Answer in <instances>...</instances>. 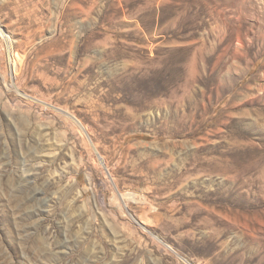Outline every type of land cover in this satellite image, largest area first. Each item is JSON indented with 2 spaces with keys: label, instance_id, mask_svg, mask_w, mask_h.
<instances>
[{
  "label": "rangeland",
  "instance_id": "rangeland-1",
  "mask_svg": "<svg viewBox=\"0 0 264 264\" xmlns=\"http://www.w3.org/2000/svg\"><path fill=\"white\" fill-rule=\"evenodd\" d=\"M0 264H264V0H0Z\"/></svg>",
  "mask_w": 264,
  "mask_h": 264
},
{
  "label": "bare ground",
  "instance_id": "bare-ground-1",
  "mask_svg": "<svg viewBox=\"0 0 264 264\" xmlns=\"http://www.w3.org/2000/svg\"><path fill=\"white\" fill-rule=\"evenodd\" d=\"M17 57H18V55H17ZM15 58H16V56H15ZM18 60V59H17ZM14 60V56H13V58L11 57V59H10V61H11V65L14 67V69L16 70V68H17V64L19 65V64H21L20 63V61L18 60ZM15 74H16V72H15ZM12 87V86H11ZM14 88V87H13Z\"/></svg>",
  "mask_w": 264,
  "mask_h": 264
},
{
  "label": "water",
  "instance_id": "water-1",
  "mask_svg": "<svg viewBox=\"0 0 264 264\" xmlns=\"http://www.w3.org/2000/svg\"><path fill=\"white\" fill-rule=\"evenodd\" d=\"M97 156H98V158L100 159V156L98 155V153H97Z\"/></svg>",
  "mask_w": 264,
  "mask_h": 264
}]
</instances>
